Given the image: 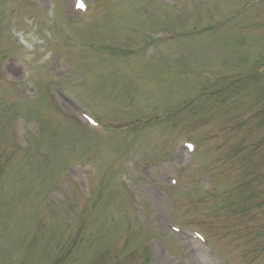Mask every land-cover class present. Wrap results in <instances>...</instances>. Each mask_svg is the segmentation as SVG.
Here are the masks:
<instances>
[{"label":"rangeland","instance_id":"obj_1","mask_svg":"<svg viewBox=\"0 0 264 264\" xmlns=\"http://www.w3.org/2000/svg\"><path fill=\"white\" fill-rule=\"evenodd\" d=\"M88 3L0 0V264H264V0Z\"/></svg>","mask_w":264,"mask_h":264},{"label":"snow or ice","instance_id":"obj_2","mask_svg":"<svg viewBox=\"0 0 264 264\" xmlns=\"http://www.w3.org/2000/svg\"><path fill=\"white\" fill-rule=\"evenodd\" d=\"M76 7L81 8V9L84 8L85 4H84L83 0H78V3L76 4Z\"/></svg>","mask_w":264,"mask_h":264},{"label":"bare ground","instance_id":"obj_3","mask_svg":"<svg viewBox=\"0 0 264 264\" xmlns=\"http://www.w3.org/2000/svg\"><path fill=\"white\" fill-rule=\"evenodd\" d=\"M71 4H73V0H71Z\"/></svg>","mask_w":264,"mask_h":264}]
</instances>
